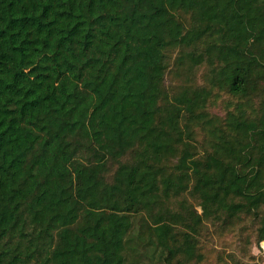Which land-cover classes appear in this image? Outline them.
Listing matches in <instances>:
<instances>
[{"label": "trees", "instance_id": "1", "mask_svg": "<svg viewBox=\"0 0 264 264\" xmlns=\"http://www.w3.org/2000/svg\"><path fill=\"white\" fill-rule=\"evenodd\" d=\"M177 48L258 113L215 124L210 92L168 94ZM192 183L201 220L251 215L264 242V0H0V264H128L138 220L166 264L196 258L199 220L162 203Z\"/></svg>", "mask_w": 264, "mask_h": 264}, {"label": "rangeland", "instance_id": "2", "mask_svg": "<svg viewBox=\"0 0 264 264\" xmlns=\"http://www.w3.org/2000/svg\"><path fill=\"white\" fill-rule=\"evenodd\" d=\"M182 49H173L169 53L168 71L164 87L168 94L174 96L184 89H205L210 92L205 103L204 112L207 120L215 124L223 122L230 112L238 113L240 109L248 114H257L259 100L257 98L242 99L232 95L225 89L218 88L212 83L213 67L205 61L200 65H193L189 60L181 58ZM193 139L190 140L195 157L203 159L213 151V136L208 126L192 124ZM131 155H125L118 162H109L105 179L112 182L120 163H130ZM176 160L165 163L166 171L173 170ZM189 190L180 196H171L162 201L172 211H182L185 206L193 220H199L197 231L191 233L194 237L197 257L187 259L183 254L177 255L172 264H264V242L258 241L259 222L251 215L241 214L233 220L225 215L218 218H202L200 200L192 192L193 183ZM264 213V207L261 210ZM190 231L185 224H177L174 232L178 240L182 241L183 232ZM135 234V235H134ZM134 234L129 243L128 264H166L165 257L155 248L148 245V232L137 221Z\"/></svg>", "mask_w": 264, "mask_h": 264}]
</instances>
